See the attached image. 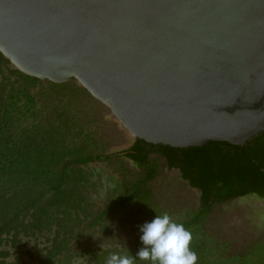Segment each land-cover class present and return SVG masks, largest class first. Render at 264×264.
I'll return each mask as SVG.
<instances>
[{"label": "water", "instance_id": "water-1", "mask_svg": "<svg viewBox=\"0 0 264 264\" xmlns=\"http://www.w3.org/2000/svg\"><path fill=\"white\" fill-rule=\"evenodd\" d=\"M0 53L74 79L148 143L242 145L264 130V0H0Z\"/></svg>", "mask_w": 264, "mask_h": 264}, {"label": "trees", "instance_id": "trees-1", "mask_svg": "<svg viewBox=\"0 0 264 264\" xmlns=\"http://www.w3.org/2000/svg\"><path fill=\"white\" fill-rule=\"evenodd\" d=\"M0 60V244L9 240L15 248L0 250V264L10 252L12 264H62L69 245L83 234L60 224L62 216L67 208L81 211L88 181L82 167L95 161L118 174L122 192L109 210L133 202L132 249L126 256L135 257L143 247L139 226L165 214L154 201L151 183L167 168L178 170L199 193V204L174 220L191 232L189 247L197 264H264L263 241H254L241 255H225L224 243L205 228L215 204L247 195L264 200V130L242 145L207 141L179 148L135 138L126 149L108 153L102 103L74 79L40 80L20 72L1 53ZM53 221L54 231L48 224ZM43 227H49L51 237L45 238ZM41 238L48 243L33 255L28 243L39 244ZM133 264L151 261L136 258Z\"/></svg>", "mask_w": 264, "mask_h": 264}, {"label": "rangeland", "instance_id": "rangeland-1", "mask_svg": "<svg viewBox=\"0 0 264 264\" xmlns=\"http://www.w3.org/2000/svg\"><path fill=\"white\" fill-rule=\"evenodd\" d=\"M0 63L4 62L0 60ZM103 115V119L107 120L104 130L109 141L107 152L114 153L129 147L135 138L114 120L108 109ZM125 164L134 169L129 160H125ZM82 170L88 175V181L84 183L81 211L67 208V214L62 216L60 224L76 226L83 234L79 235V241L69 245V256L63 257L61 263L106 264L111 254L126 256L132 249L135 223L133 202L109 210L113 200L122 192L117 172L106 162L98 161L83 166ZM151 186L157 207L164 210L173 221L199 204L198 191L190 187L176 169H162ZM97 216H101V219L89 225ZM48 224L53 231L58 227L56 221ZM205 228L216 241L224 243L225 255H241L254 241L264 242V200L255 195H247L215 204ZM48 230L49 227H43L47 236L45 238L52 235ZM7 236L3 238L8 239ZM47 243L41 238L39 244L35 245L34 241L28 243V248H33V255H37L39 249L46 247ZM6 249H15L9 240H3L0 244V250ZM13 260L10 252V256L5 258V264H12Z\"/></svg>", "mask_w": 264, "mask_h": 264}, {"label": "clouds", "instance_id": "clouds-1", "mask_svg": "<svg viewBox=\"0 0 264 264\" xmlns=\"http://www.w3.org/2000/svg\"><path fill=\"white\" fill-rule=\"evenodd\" d=\"M143 245L135 257L111 254L106 264H133L134 259L151 264H197V254L189 247L192 234L183 224L175 223L168 214L155 215L139 226Z\"/></svg>", "mask_w": 264, "mask_h": 264}]
</instances>
